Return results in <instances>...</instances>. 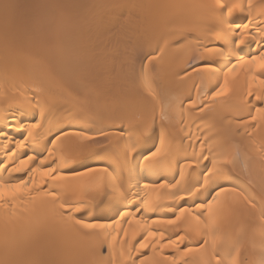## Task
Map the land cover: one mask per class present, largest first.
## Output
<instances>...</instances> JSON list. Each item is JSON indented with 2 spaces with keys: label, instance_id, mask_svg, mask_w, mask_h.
<instances>
[{
  "label": "bare ground",
  "instance_id": "obj_1",
  "mask_svg": "<svg viewBox=\"0 0 264 264\" xmlns=\"http://www.w3.org/2000/svg\"><path fill=\"white\" fill-rule=\"evenodd\" d=\"M208 2L0 0V129L8 133L0 161L11 169L26 154L38 157L20 172L0 165V182H28L0 199V264H93L101 244L100 264H264V77L255 63L238 65L215 95L237 57L200 6ZM251 5L244 0L231 17L249 23L245 57L264 51V0ZM141 122L151 133L139 151L161 142L163 151L125 172L126 198L73 174L107 163L103 150L80 152L76 136L56 138L62 129L121 126L134 137ZM105 139L122 153L118 133ZM49 165L55 171L42 175ZM220 186L238 192H221L211 210L196 206ZM76 201L88 205L78 214L85 220L107 223L116 208L132 214L89 234L59 215L61 202Z\"/></svg>",
  "mask_w": 264,
  "mask_h": 264
},
{
  "label": "snow or ice",
  "instance_id": "obj_2",
  "mask_svg": "<svg viewBox=\"0 0 264 264\" xmlns=\"http://www.w3.org/2000/svg\"><path fill=\"white\" fill-rule=\"evenodd\" d=\"M201 7H206L212 10L214 16L216 17V23L218 25V34L222 37L228 39V43L233 45L234 47L231 49L232 54L237 57V62L232 63V66L228 69V72L225 75V83L221 85L219 91L215 93V95H222L226 90L227 85V77L228 74L231 73L232 69L237 67L238 65L242 66L244 64H253L257 65V70L260 71L261 76L264 77V51H261L260 55L258 56H249L245 57L242 54V46L246 42V38L250 35L248 32L249 23L247 22H240L237 23L234 21L232 17L233 10L240 9L243 10L244 8V0H209L208 3L200 5ZM251 0H249V7H251ZM206 51H212L211 48L206 49ZM154 57L149 56L148 59L152 60ZM205 67H210V65H205ZM249 95H252L249 92ZM257 100L260 99L259 96L256 97ZM154 123V122H153ZM31 126L34 128L36 127V123L33 121ZM136 135L125 133L123 126L120 129H111V128H102L99 129L95 133L86 132L77 129H62L60 133L56 136L59 138L63 135H74L80 141V144L77 148L80 152H87L93 149H101L102 152H97V155L105 156V159L108 161L107 163H97L94 165H85L82 170H73V174L76 176H92L94 177V186H104L107 184L110 186L113 191L121 193L124 197H127L126 193H123V183L125 179V172H127L128 176H132L136 171V164L138 159H142L144 161H151L155 160L161 156L163 151V142H161V147H153L148 149L146 152L139 151V144L141 139H144L151 133V127L145 124L137 123L134 129ZM116 132L121 136V141L124 145L123 151L120 154L115 153L114 151H110L106 148L107 141L105 138L113 135ZM0 135H8L2 129H0ZM127 135V140H124L123 137ZM146 142V139H145ZM21 147L24 145L21 144ZM38 157L35 155H27L26 158H22L20 161L19 167H13L9 169V167L3 162L0 161V165L4 166V171H15L20 172L22 171L27 165L29 161L35 160ZM40 164L43 165L45 163L44 158L40 157ZM234 160L225 157L223 160L224 165L233 164ZM226 170V169H225ZM55 169L49 165L46 169L42 172V175L49 176L51 175ZM54 178H63V174L54 177ZM18 182L16 183H4L0 182V199H2L5 193L9 194H18L21 193L24 188L27 186V181L23 177L16 178ZM179 183V181H177ZM205 184L208 183V176H205ZM154 185H150L149 183H144L143 187L148 188ZM199 190V186L197 187V191ZM238 192L237 189L232 187H225L220 186L219 190L216 191L215 196L212 197L211 201L206 203H197L196 206L203 209L207 207L208 209H212L213 202L215 201L216 196H219L221 192ZM188 195H192V193H188ZM211 195V194H210ZM59 207L62 211L59 213L60 216L65 217L68 221L74 222L75 225L79 226L81 229H84L89 234H95L96 229H103L105 227H111L113 223L119 224L120 220L123 219L126 215L132 214L131 211H126L122 208L116 209H109V211H114L115 216L110 218L107 223L102 220H85L83 215L87 214L88 205L82 201L76 202H61ZM144 210L148 209V204L144 203L143 205ZM134 211H140L139 207L134 206ZM180 212L187 211V208L181 207L178 209ZM83 213V215H78ZM202 215V214H201ZM118 217V218H117ZM156 222H163V223H174V220L171 218L165 219L163 221H156ZM149 235H152L150 232ZM90 238V237H88ZM143 243L140 244V247H144ZM188 252H192V248L186 249ZM96 255L100 258V261H93V264H100L105 258L104 253V245L101 244L99 249L96 252ZM2 264H14L12 261H4ZM135 264V262H133ZM204 264H209L207 260L204 261ZM217 264H221L218 260Z\"/></svg>",
  "mask_w": 264,
  "mask_h": 264
}]
</instances>
